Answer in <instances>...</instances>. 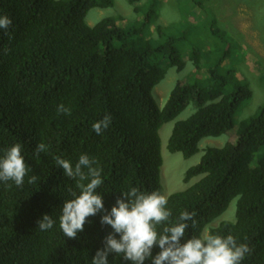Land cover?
Returning a JSON list of instances; mask_svg holds the SVG:
<instances>
[{
    "label": "trees",
    "instance_id": "1",
    "mask_svg": "<svg viewBox=\"0 0 264 264\" xmlns=\"http://www.w3.org/2000/svg\"><path fill=\"white\" fill-rule=\"evenodd\" d=\"M155 1L134 6V21L106 16L89 25L87 12L114 0H0V16L12 21L0 29V156L19 143L30 167L21 187L0 182V264H91L112 229L101 225V212L88 217L77 238L63 236L61 206L72 198L69 189H79L55 166V156L73 165L81 154L98 161L103 183L97 192L106 210L131 187L165 195L160 128L170 121L166 147L185 158L198 152L202 138L235 130L222 146H205L186 170L185 182L197 181L167 195L171 222L182 211L194 212L185 239L231 234L252 249L241 264H264V103L236 123L235 112L252 91L229 60L231 46L215 16L192 0L205 19L199 28L187 19L156 24ZM215 49L222 50L216 58ZM188 61L191 76L160 107L155 86L170 67L181 71ZM190 103L195 110L178 118ZM59 104L71 114H57ZM107 114L111 123L97 135L92 124ZM39 143L48 149L36 158ZM33 175L37 182L30 184ZM232 201L234 218L220 219ZM43 214L55 221L52 229L38 228ZM108 260L128 264L112 254Z\"/></svg>",
    "mask_w": 264,
    "mask_h": 264
},
{
    "label": "clouds",
    "instance_id": "2",
    "mask_svg": "<svg viewBox=\"0 0 264 264\" xmlns=\"http://www.w3.org/2000/svg\"><path fill=\"white\" fill-rule=\"evenodd\" d=\"M11 18L0 16V29L7 31ZM57 114L70 115L71 109L64 104L56 107ZM111 115L92 124V129L101 135L111 123ZM48 145L37 144L33 155L40 157ZM55 166L63 169V175L76 181L79 192H69L71 199L63 201L59 215V228L69 239L77 238L84 230L88 217L104 213L100 217L101 225L110 226L112 231L103 238V246L92 256L91 264H109L108 256L120 257L128 264H241L252 249L246 243H238L228 234L221 236L208 233L203 237L185 239L189 221L194 226L195 213L182 211L175 223L171 222V210L167 208L168 198L159 192H142L136 187L120 192L110 210L105 209L103 198L97 189L103 183L102 169L95 158L81 154L73 163L61 156H55ZM30 167L21 155V145L13 144L0 156V182H13L17 187L24 184ZM37 178L30 176L28 183L35 184ZM41 231L52 229L55 221L51 215L43 214L37 221ZM157 226H163L157 231ZM118 236V238H117ZM159 251L153 255L152 250Z\"/></svg>",
    "mask_w": 264,
    "mask_h": 264
},
{
    "label": "rangeland",
    "instance_id": "3",
    "mask_svg": "<svg viewBox=\"0 0 264 264\" xmlns=\"http://www.w3.org/2000/svg\"><path fill=\"white\" fill-rule=\"evenodd\" d=\"M201 2L204 7L209 8L217 20L218 27L225 33L223 36L229 41L232 51L229 60L238 69L240 79L246 81L252 91V97L240 105L235 112L234 119L238 123L255 114L258 107L264 103V0H201ZM136 5L148 8L151 4L150 0L133 2L114 0L110 7L91 8L87 12L86 22L93 25L106 16L118 17L124 23L134 21L137 18L134 11ZM154 7L157 12L156 24L168 25L172 22H184L187 19L193 22L197 29L201 26V22L205 21L198 6L192 0H156ZM153 29H150V35L156 36ZM220 54L222 50L215 49L214 57ZM193 71L194 67L189 61L181 71L170 67L153 90L157 104L162 107L173 86L191 76ZM203 74L204 72L200 71L197 77ZM194 110L195 106L190 103L178 118H184ZM173 123L174 121H170L160 128L163 160L161 182L166 196L185 189L199 179L194 177L189 182H185L184 176L186 170L200 160L205 146H222L235 135V130H232L217 137L202 138L198 144V152L185 158L179 152L168 151L166 147ZM234 209L235 202L232 201L227 213L220 219H233Z\"/></svg>",
    "mask_w": 264,
    "mask_h": 264
}]
</instances>
